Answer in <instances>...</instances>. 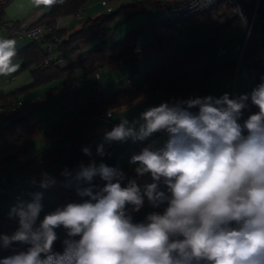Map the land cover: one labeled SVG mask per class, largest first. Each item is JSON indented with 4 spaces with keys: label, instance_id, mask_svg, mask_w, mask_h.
<instances>
[{
    "label": "clouds",
    "instance_id": "clouds-1",
    "mask_svg": "<svg viewBox=\"0 0 264 264\" xmlns=\"http://www.w3.org/2000/svg\"><path fill=\"white\" fill-rule=\"evenodd\" d=\"M63 2L31 0L36 8ZM16 44L0 38V76L19 70ZM144 99L106 110L119 122L95 153L82 148L86 163L65 167L60 180L48 172L31 180L38 190L9 209L17 228L0 233V249L29 247L0 264H264V77L250 93L171 98L130 120ZM250 104L257 111L244 119ZM129 142L143 145L128 160L131 174L104 162L112 144ZM52 188L79 200L45 211ZM145 200L163 211L137 221Z\"/></svg>",
    "mask_w": 264,
    "mask_h": 264
},
{
    "label": "trees",
    "instance_id": "trees-1",
    "mask_svg": "<svg viewBox=\"0 0 264 264\" xmlns=\"http://www.w3.org/2000/svg\"><path fill=\"white\" fill-rule=\"evenodd\" d=\"M181 0H145L136 1L130 0L125 5H120L118 8L110 10L105 14H101L95 18H88L80 27L69 33L66 29L56 28V21L67 17L75 16L83 9L88 0H64V2L52 6L51 12L45 25L47 31L46 38L50 44H54V48L61 52V55H72L78 51L79 42L83 39L99 35L100 37L107 36L111 30L110 26L114 25L119 18L129 19L137 13H146L152 16L156 10H164L168 14V18L164 21H156L137 26L128 31L123 39L109 46L104 40L97 42L91 50L84 53L76 59L75 63L66 70H60V67L52 62L48 65H43V61L49 56L48 52L40 48L39 40H33V43L19 51L16 58L21 61L19 70H29L33 79V86L45 84L55 77H60L66 73L68 69L79 68L84 76L95 75L100 68L115 69L124 65H129L135 68L138 62L153 53L163 52L160 61L143 75V85L132 91L120 90L116 94L106 99H98L99 92L94 88L88 89L86 92L77 93L72 97V100H83L85 102L84 114L96 116L97 114L106 111L110 106L116 105L125 99H131L141 93L152 89H163L165 93L164 101L171 98H185L195 90H198L214 77L219 70H229L236 67V60L219 63L216 65L206 64L202 67L192 70H182L183 62L189 58L198 57L200 51L204 48L198 46L196 48L178 53L176 56L170 55L169 49L172 46V34L177 32V22L188 21L193 18H201L209 32L213 33L216 38H220L231 24L241 23L239 17L232 12V4L226 1H220L212 9L201 12L195 16L182 20H173L169 13V7L177 4ZM252 5L247 6V11L253 9ZM258 11L261 13V20L255 21L251 34L248 37L244 52L241 56L240 63L246 57L249 58L250 72L255 69H260V75L255 83L250 84V91L261 82V77H264V0H259ZM112 24V25H111ZM161 28L170 31L168 33L160 32ZM143 34H151L152 42L148 46L138 49L137 40ZM169 49L165 50L164 48ZM248 47L250 51L247 52ZM175 57L176 59H174ZM53 61V60H51ZM15 94L4 96L0 93V110L1 115H4L8 120V124L0 129V179L6 181L0 186V189L7 191L6 188L11 184L9 179V171L6 167L8 161L12 158L21 157L25 152L26 142L39 133V128L30 125L26 117L15 118L10 111ZM163 101V102H164ZM161 103V102H160ZM250 106L255 110V106ZM109 126V125H108ZM60 128V127H59ZM54 132V131H53ZM53 132L50 133L53 135ZM56 134V133H54ZM57 135V134H56ZM49 135L47 138H49ZM100 141L93 139L84 142L82 135L77 134L69 141V145L63 149L51 148L34 155L25 165L42 161V165H48L51 161H58L65 158L61 167L55 172V175H60V172L65 168L73 167L80 159V162H87L82 148L90 147L95 153L96 145ZM83 145V146H82ZM99 159V158H97ZM23 165V167H25ZM18 188L15 190L17 191ZM54 190H62L54 188ZM5 193V192H4ZM3 193V194H4ZM4 197V196H2ZM77 197L73 192L68 191L65 197V202H73V198ZM5 198V197H4ZM2 217V216H0ZM5 219V218H2ZM63 241V240H62ZM62 241L54 245V249L63 247Z\"/></svg>",
    "mask_w": 264,
    "mask_h": 264
},
{
    "label": "crops",
    "instance_id": "crops-1",
    "mask_svg": "<svg viewBox=\"0 0 264 264\" xmlns=\"http://www.w3.org/2000/svg\"><path fill=\"white\" fill-rule=\"evenodd\" d=\"M99 1H101V3H99ZM102 1H104V0H88V2L84 5L83 9H81L77 15L57 20L56 25H55L56 28L66 29L69 33H72L73 31H76L80 27L81 23H83L88 18H95L101 14H105L107 12L106 5L108 7H110L111 10H113L115 8H118L120 5L122 6V5L129 3L128 0H124V1H126L125 3L121 2L120 0H107L106 5H103ZM116 2H117V4H115ZM51 9H52V6L47 7V8H45L44 6H41L40 8H36V7L32 6L31 0H9L3 8L2 16H3L4 21H6V23H8L9 25H11L14 28H22V27L36 28V27H40V26L43 27V30H42L41 35H40V40L38 41L40 48L43 51L49 53L50 57H48V58H50L53 61H56V60L59 61L58 66L60 67V70H66L67 68L72 66L75 63L77 58H79L84 53L91 50L92 47L97 42L104 40L109 46H111L114 43H116L117 41L123 39L125 34L128 31H130L131 29L135 28L136 26L143 24V23H146L148 21L152 22L151 17L154 15L153 14L152 16H149L146 13L145 14L144 13H137L129 19H125L123 17L119 18V20L116 21L114 23V25L111 24L112 25V26H110L111 30L109 31L107 36L100 37L99 35H94L93 37L83 39L81 42H79L80 45L78 47V51H76V53L68 56V55H61V52H58V50H56V48H54V44H50L49 39L46 38V36H48V35L46 34L47 31L45 30V25H46V22L48 20V16L51 12ZM75 17H77V19H75ZM162 21H164V20H162ZM0 38L15 39L16 37L9 34L4 29H0ZM138 40H140V43H141L140 45H138V49L140 50L143 47L151 44L152 36H151V38L149 36H144L142 38H139ZM147 42H149V43L147 45H145V43H147ZM32 43H33V40L30 38H27V37H24L23 39H17V44H16L17 53L19 51L23 50L24 48L30 46ZM142 45H144V46H142ZM174 47L177 48V45L174 44V42H172V46L169 49L170 55H172V56H176L178 53L181 52L180 50H178L177 52H173V49H175ZM188 50H190V49H188ZM185 51H187V50H185ZM224 55H222V56H224ZM173 58L176 59L175 57H173ZM160 59H161L160 52H156V53L150 54V55L142 58L138 62L137 66L135 68H132L129 65H124V66H126V68L128 69V72H129V76L127 78H124L125 82H127V84H125V85H123V81H120V82L116 81V83L112 84V80H111V78H109V76H111V75H102L99 72V70L97 71V74L99 75V79H96L95 75L84 76L82 73V70L79 68L68 69L64 75H62L60 77H55L51 81H49L45 84L39 85V86H33L32 85L33 79H32V76H31V73L29 70H23V71L18 70L17 72H15L9 76H0V93L4 96L15 94L13 101L19 100L17 97H18L20 92H23L27 89H31V88H35V87L44 88L46 85H48L49 83H51L53 81H55V83L49 89V91L45 94V97H49V96L56 97L57 95L61 94L64 90H68V92H69V96H68V99H67L65 105L66 106L70 105L72 107V109L74 111V119L72 121H66V119L65 120L61 119V117H59V115L57 114L53 117V120H54V122L55 121L58 122L60 120V122L54 128H50L49 130L44 128L41 121H38L35 124H31V122L29 120V115H18L17 114V105H15L16 109H15V111H13L14 112L13 116L15 118L26 117L28 119V122L30 125H34L37 128H39V130H40L39 133L36 134V136H34L33 138L29 139L26 142L25 149H24L25 152L23 153V155L26 154V152L28 150V142L31 141L32 139H37V138H39L43 143L50 142L51 145H52V143H54L56 141H59V140L63 141L64 138H66L63 141L62 147H54L52 145V147H54L56 149H60V150L65 149L69 145V141L72 139V137L77 135V134L82 135V139L84 140V142H87L88 140L93 139L96 141H100V143H101L102 138H103V132L106 130H111L108 126V123L107 122L104 123L102 121H99L100 123L99 122L97 123L96 121H92V120H94L93 116H89L87 114H84L85 102L83 100H77V102L74 103V101L72 100V97L77 93L86 92L88 89L92 88L94 85L98 86V90H99L98 91L99 92L98 99H100V100L111 97L120 90H124V91H132L133 90L134 91L143 85V81H144L143 75L147 71H149L153 66H155L160 61ZM199 59H200L199 57H194L191 59L189 58V60L183 62L182 70L188 71V70H192L195 68L202 67L206 64H210V63H206L204 65L196 66L195 68L190 67L188 69H184L185 64H187L188 62H191V61H199ZM232 60H235V59H230L227 61H232ZM21 61L22 60H18L16 57L14 59V63H18L19 65H21ZM227 61H224V62H227ZM224 62H220V63H224ZM217 64H219V63H217ZM211 65H216V64H211ZM121 67H123V66H121ZM235 68L237 69V66ZM105 69L113 72V71L118 70L119 68H115V69H111V70L108 68H105ZM234 69L232 68L229 70H222V71L219 70L217 73H218L219 77H223L224 73L226 72L228 74V76H230V78H233ZM239 70H240L239 68L236 70L235 78H234V83L236 85L235 91L238 94H244V92L250 93L251 92L250 91L251 86L249 85V82H247L246 70L242 71V72H240ZM121 74H122V76L125 75V71ZM120 77L121 76L117 75L116 79H119ZM87 79H89V82H87ZM139 79H140V81H139ZM211 80L208 82V84L211 82ZM85 81L87 82L86 86L82 85V83H85ZM245 81L247 83H245ZM223 83L228 86V90H229V86H230L229 77H227V79H225L223 81ZM232 84H233V82H231V85ZM204 87H202V88H204ZM193 92L190 93L189 95H187L185 98H188L189 96L194 95ZM226 92H227V90H225V89H220V90L218 89V90H215V93L212 95L219 97ZM150 93H153L157 97V99L155 97L153 98L151 95L149 96ZM143 94L145 96L143 103H141L137 108H135L131 111V112H133V111H138V112H133V114H131V112H130L128 114V118L130 120L135 118L136 116H138L139 113L142 112L143 110H145L146 108L151 107V106H158L160 104V102H163L165 99L164 90L160 89V88L152 89L150 91H146ZM38 99H35V101H36L35 104H30L29 103L31 101L30 100V101L25 102V103L21 102L20 106H32V110L34 111L36 108L41 106V101ZM59 109H60L59 112L61 113V115L65 116V114H67L68 117H69V115L72 116V113H65L68 109H64L63 107H59ZM33 111H32V113H33ZM103 112H105V111H103ZM0 118L5 121V123L3 125L0 122V129H1L2 127H4L5 125L8 124V120L5 118V116L1 115V110H0ZM65 118H67V117L65 116ZM97 119L100 120L102 118H97ZM102 120H104V119H102ZM109 122H112L115 124V123H118L119 121L117 118L114 117L112 120H109ZM79 124L82 126V129H80V130H79V128H77ZM52 132H53V135H55L54 133L57 134V137L53 140H51L50 137L47 138L49 135L52 136V134H50ZM62 133H65V134L62 135ZM46 135H47V137H46ZM64 136H66V137H64ZM128 146H129L128 143H126V144L114 143L110 146L109 151L111 153L113 151L116 153L114 155L115 161L111 166H119L126 173L131 174L132 168L128 164V160H129L131 154L134 152V150L129 149L130 147L128 148ZM121 147H122V150H121ZM49 148H51V147H49ZM49 148H47V149H49ZM136 151H138V150H136ZM41 152H43V151L36 152L33 154V156L37 155ZM64 160H65V158H63L62 160H58V161H51V163H49L48 165L43 164V166H45V168H40L38 170L35 169L31 174H26V173H24V171H21L18 173V176L15 178L13 177V173H11L8 169L9 179L11 180V184L9 186H7V188H6L7 191H5L4 194L0 193V216H2V217H0V233L7 232L8 234H10L13 231H15L14 227L12 226L13 220H10L9 216H8V212H9L10 207L13 206L15 203H12L9 201L11 199H14L13 195H14L15 190L17 188H29V185L26 184L25 182H22V181L24 179L32 180L33 178L36 179L37 181H39L41 178L42 172H48L49 174H51L52 176L57 178V180H60L62 178L60 177V175H55V172L59 170V168L61 167ZM80 161L81 160L79 159L78 162H76V164L74 166L78 165L80 163ZM6 167L7 168L9 167L8 163L6 164ZM71 168H69V169H71ZM37 190H38V188H35V189H32L31 192L37 191ZM51 192L59 194L60 198L57 201V200H55L54 197L50 196L52 199V202H50V203L47 201L45 202L46 205H48V206H45V211H51V210H54L57 206H60L61 202L63 201V193L68 194V191H62V190H58V191L52 190ZM44 195H48V194H44ZM2 196H4L5 198ZM29 199H30V196L28 198H25V200H29ZM73 200L78 201L79 198L74 197ZM8 206H10V207L8 209V212H7L6 207H8ZM147 206H148V203H147V200H145L144 207L140 210L139 213L134 214V218L137 221L143 215V213L147 209ZM43 214L44 213L41 214V218L43 217ZM2 218H5V219H2ZM61 249L63 250V247ZM54 251H58V249L54 250Z\"/></svg>",
    "mask_w": 264,
    "mask_h": 264
},
{
    "label": "rangeland",
    "instance_id": "rangeland-1",
    "mask_svg": "<svg viewBox=\"0 0 264 264\" xmlns=\"http://www.w3.org/2000/svg\"><path fill=\"white\" fill-rule=\"evenodd\" d=\"M120 1L123 3L126 2L124 0H120ZM128 1H130V0H128ZM136 1H145V0H136ZM99 3H101V1H99ZM115 4H117V2ZM168 17L169 16H168L166 11L156 10L154 12V15L151 17L152 23H155L156 21L166 20ZM260 18H258L257 21H260L261 20ZM75 19H77V17H75ZM240 22L241 23L231 24L225 31H223L220 38H216L213 33L209 32L208 26H206L205 22L201 18H193V19H189L188 21H179L176 24L177 25V28H176L177 32L172 34V40H173L174 44L177 45V48L174 47L175 49H173V52H177L178 50L183 52L185 50L192 49V48H195L197 46H203L204 48L198 54V57L200 58L199 61L188 62L187 64L184 65V69H188L190 67L195 68L196 66L204 65L206 63L217 64V63L224 62V61H227L230 59H235L236 63H237V65H236L237 69L239 68L240 72L246 70L247 82H249V75H250V70H249L250 68L248 65L249 58L246 57L245 59H243L241 61V63H239L240 53L232 49V47L235 43H242L244 40L243 37H244V33L246 31V25L242 21H240ZM140 25H138V26H140ZM144 36H149L151 38V34H143V35L139 36V38H142ZM17 39L18 38H15L16 41H17ZM148 43L149 42L145 43V45H147ZM140 44H141L140 40H137V47ZM142 46H144V45H142ZM218 48H224L226 54L224 56L217 55L215 53V51ZM247 50H248L247 52H249L250 47H248ZM160 54H163V52L161 51ZM237 69L235 68L233 71L234 72L233 78H230V76H228V74L226 72L224 73L223 77H219L218 73H216V75L213 77V79L211 80V82L208 85H206L204 88H201V89L194 91L193 94L196 96L199 95L202 97V96L214 94L215 90L225 89V90H227V93H229L230 96H232V93L234 92V90H236L234 78H235V73H236ZM124 71H125V75L122 76L121 73H123ZM99 72L102 75H111V76H109V78H111L112 84L116 83V81L117 82L123 81V85L127 84V82H125V80H124V78H127L129 76V72H128V69L126 68V66L120 67L118 70L113 71V72L108 71L105 68H101V69H99ZM117 75L121 76V77L119 79H116ZM227 77H229V80H230L229 90H228V86L223 83V81L225 79H227ZM139 81H140V79H139ZM87 82H89V79H87ZM87 82L85 81V83H82V85L86 86ZM231 82H233L232 85H231ZM247 82L245 81V83H247ZM54 83H55V81L49 83L44 88L35 87V88L27 89L23 92H20L18 97H17L19 100L18 101L17 100L12 101V103L17 105V114L18 115H29V120H30L31 124H35L38 121H41L42 125L47 130H49L50 128H54L60 122V120L58 122L57 121L54 122V120H53V117L57 114L59 115V117H61V119H64V120L66 119V121H72L74 119V111L70 105L69 106L65 105V103L68 99V96H69L68 90H64L61 94L57 95L56 97H51V96L45 97V94L54 85ZM245 93H247V92H244V94ZM150 95L153 98L155 97L157 99V97L153 93H150L149 96ZM35 99H38L41 101V106L36 108L34 111L32 110V106H20L21 102L25 103V102H28L30 100H35ZM35 102L34 103L31 102L30 104H35ZM59 107H63L64 109H68L65 113H72V116L69 115V117H68V115L65 114V116L67 117V118H65V116L61 115V113L59 112L60 111ZM32 111H33V113H32ZM255 111H257L256 108H255ZM133 112H138V111H133ZM133 112H131V114H133ZM12 113H14V112H12ZM92 121H96L97 123L99 121H102L104 123L107 122L106 120H102V119L99 120L97 118H94V120H92ZM0 122L2 125L5 123V121L2 120L1 118H0ZM77 128H79V130H80V129H82V126L79 124ZM64 134L65 133H62V135H64ZM64 137H66V136H64ZM65 139L66 138H64V140ZM63 141H60V140L56 141V142L52 143V145L54 147H62ZM52 145L50 144V142L43 143L39 138L32 139L31 141H29L28 142V150H27L26 154H24L22 157L12 158L10 161H8V165H9L8 169L11 173H13V177L14 178L17 177L18 173L21 171H24V173H26V174H31L35 169L38 170L40 168H45V166H43L42 164L40 165L38 163H34V164L25 165V163L29 162V160L33 157L34 153L44 151L47 148L51 147ZM128 145H129V143H128ZM129 147H130V145L128 146V148ZM129 149L134 150V151L137 150V149H132L131 147ZM121 150H122V147H121ZM115 154L116 153L113 151L111 153L110 157L105 158L104 162L111 166L115 161V158H114ZM23 165H25V167H23ZM76 166L72 167L71 169L75 168ZM18 189H20V188H18ZM52 193L53 192H51V191L45 192V194H48V195H44L43 203L45 204V206H48L45 203L46 201L49 203L52 202V199L50 196L54 197L55 200H57V201L59 200V198H60L59 194H56V193L52 194ZM13 198H14V195H13ZM17 200L18 199L14 198V199H11L9 202L16 203ZM9 207L10 206L6 207L7 212H8ZM61 248L62 247H60L57 252H62L63 250ZM54 250H57V249H54Z\"/></svg>",
    "mask_w": 264,
    "mask_h": 264
},
{
    "label": "built area",
    "instance_id": "built-area-1",
    "mask_svg": "<svg viewBox=\"0 0 264 264\" xmlns=\"http://www.w3.org/2000/svg\"><path fill=\"white\" fill-rule=\"evenodd\" d=\"M8 1L9 0H0V29H4L9 34L13 35L14 37H16L18 39H23L24 37H27V38H30L32 40H38L40 38L43 27L40 26V27H36V28H26V27L14 28L11 25H9L8 23H6V21H4L3 16H2V11H3V8L7 4ZM220 1H226V2L231 3L232 4V12L234 14H236L239 17L240 21H242L246 25V31L244 33L243 42L242 43H235L232 47L233 50L240 53V57H239V63H240L241 56L244 52L245 45L247 43L249 35L251 34L254 23L258 18L261 17V13L258 11L259 0H181L177 4H173V5H171V7H169V13H170V16L172 17L173 20L187 19L188 14L195 16L201 12H206V11L212 9L213 7H215ZM252 1L254 3L253 9H251V11H247V6L249 4L252 5ZM106 3H107V0L102 1L103 5H106ZM106 10H107V12H109L111 9H110V7H108L106 5ZM160 32L168 33L170 31L166 30L165 28H161ZM164 49L168 50L169 48L166 47ZM215 53L219 56H222L225 54V50H224V48H218L215 51ZM51 62L54 65H57V66L59 65L58 60L51 61L50 58L45 59L42 64L46 66V65L50 64ZM260 73L261 72H260L259 68H255L250 72V75H249L250 84H253L256 82ZM95 77H96V79H99V76L97 73L95 74ZM92 88H94L96 91H99L97 85H94ZM236 95H238V94L233 92L231 97H235ZM31 102L34 103L35 100H31L29 103H31ZM15 109L16 108L14 105L10 107L11 112L15 111ZM105 112H101V113L97 114L96 116H93V118H102V119L106 120L108 125H109V128L111 129L113 127L114 123L109 122V120L106 119ZM252 112H254V110L252 109V107H249V109L244 112L243 118L246 119L247 116ZM56 137H57V135L55 134V135L50 136V139L53 140ZM129 145L132 149H137V150H139L140 147L143 146V145H134L131 142H129ZM37 163L42 164V161H37ZM22 182H25L26 184H28L29 188H20L17 191H15V193H14L15 199L28 198L29 193H31V190L37 188L36 186L31 184L30 179H24ZM5 183H6V181L4 179H0V186L5 184ZM52 190H54V188L49 189L48 191H52ZM4 192H5V190H3L1 188L0 193L3 194ZM66 196H67V193H63V201L61 202L60 206H62L66 203L65 202ZM151 211H161L162 212L163 208L152 209L148 204L147 209L145 210L143 215L138 219V221L143 220L144 217ZM12 226L14 227V229H16L18 226L17 221L13 220ZM56 232H57L58 239L55 242V245L58 244L60 241H62L66 235V232L62 227L56 229ZM3 233L8 234L7 232H3ZM28 247H29V245L15 243L9 249H0V258L7 257V256L12 255L14 253H18L19 251H26Z\"/></svg>",
    "mask_w": 264,
    "mask_h": 264
},
{
    "label": "bare ground",
    "instance_id": "bare-ground-1",
    "mask_svg": "<svg viewBox=\"0 0 264 264\" xmlns=\"http://www.w3.org/2000/svg\"><path fill=\"white\" fill-rule=\"evenodd\" d=\"M187 17H188V18H189V17H192V15H191V14H188Z\"/></svg>",
    "mask_w": 264,
    "mask_h": 264
}]
</instances>
